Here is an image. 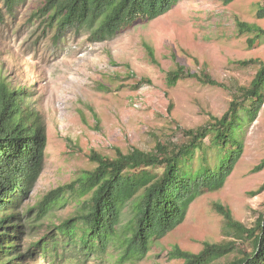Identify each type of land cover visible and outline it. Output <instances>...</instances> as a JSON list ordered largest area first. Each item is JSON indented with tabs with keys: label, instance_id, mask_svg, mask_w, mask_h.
<instances>
[{
	"label": "rangeland",
	"instance_id": "374dc122",
	"mask_svg": "<svg viewBox=\"0 0 264 264\" xmlns=\"http://www.w3.org/2000/svg\"><path fill=\"white\" fill-rule=\"evenodd\" d=\"M43 1L27 0L13 14L0 3L1 74L26 90L29 108L39 113L47 134L43 170L23 209L76 178L81 170L93 168L90 150L112 156L116 147L123 152L131 147L152 150L157 141H182L179 129L196 128L211 116L220 117L234 88L252 80L258 65L240 61L264 60V40L249 46L252 34L238 33L235 22L237 18L264 27V18L256 16L263 0H234L227 5L221 0H179L155 19L138 18L105 40L91 41L88 32L80 30L57 42L54 30L46 29L34 15ZM177 64L198 75L206 73L221 85L188 77L169 86L166 73ZM239 135L243 153L224 186L194 197L180 224L151 237V248L138 264H183L169 256L173 246L197 253L206 241L235 240L226 233L216 204L227 207L247 227L255 224L264 211V189L252 194L264 184V166L255 169L264 159V103ZM128 216L126 212L123 222ZM20 223L25 226L23 247L45 232L42 221L29 223L23 215ZM242 250H252L250 238L237 239L232 254L211 264H228ZM114 256L110 246L106 259L63 264H113ZM24 263L55 264L39 255Z\"/></svg>",
	"mask_w": 264,
	"mask_h": 264
},
{
	"label": "trees",
	"instance_id": "16d2710c",
	"mask_svg": "<svg viewBox=\"0 0 264 264\" xmlns=\"http://www.w3.org/2000/svg\"><path fill=\"white\" fill-rule=\"evenodd\" d=\"M26 1L0 3L13 14ZM178 1L44 0L34 15L46 29L54 30V42L80 30L88 32L89 40L101 41L138 18L155 19ZM233 1L221 0L224 5ZM256 16L264 18V0L258 4ZM235 22L238 33L252 34L249 46L264 40V27L237 18ZM146 49L155 62L151 46L146 44ZM240 63L257 64V71L248 85L234 88L220 117L211 116L196 128L179 129L182 141H157L152 150L131 147L123 152L116 147L112 156L90 150L88 159L93 168L83 169L70 182L50 189L27 209L23 203L43 170L46 127L39 113L29 108L26 90L0 71V264H25L38 255L55 264L101 260L106 259L110 246L115 254L113 264H138L144 259L151 237L164 235L180 224L194 197L222 188L243 153L239 130L255 119L264 103V60ZM188 77L221 85L210 75H198L180 64L167 71L166 82L170 86ZM211 149L214 152L209 154ZM263 166L264 159L255 169ZM263 189L264 184L252 194ZM68 207L67 213L57 215ZM215 207L224 217L226 233L235 240L206 241L197 253L173 246L169 256L183 264H211L232 254L237 239L250 238L252 250L240 251L228 264H264V211L252 227H247L227 207ZM126 212L129 216L123 222ZM23 215L29 223L42 221L45 225V232L26 247L20 244Z\"/></svg>",
	"mask_w": 264,
	"mask_h": 264
}]
</instances>
